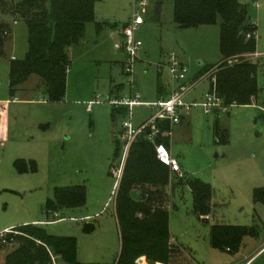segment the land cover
<instances>
[{"label": "rangeland", "instance_id": "1", "mask_svg": "<svg viewBox=\"0 0 264 264\" xmlns=\"http://www.w3.org/2000/svg\"><path fill=\"white\" fill-rule=\"evenodd\" d=\"M143 1L145 13H141ZM239 1L257 24L256 52L264 55V0ZM10 7L0 3V23L5 26L0 36V234L16 226L62 218L45 227L56 235L76 237L80 262L113 264L120 254L121 237L116 214L119 180L111 168L123 159L125 141L119 134L127 113L117 114L114 121L111 90L117 87L121 97L139 92L142 102L154 103L160 98L159 83L167 90L172 88L168 71L159 69L171 55L188 66L190 78L202 65L220 62V20L180 29L174 22V0H102L95 7L96 21L87 23L83 40L69 50L65 99L51 103L45 100V88L36 75L19 87L14 98L10 96L11 62L23 60L29 49L28 25ZM157 7H161L160 18ZM136 13L144 18L135 33L143 47L128 68L127 55L119 50L122 27ZM97 21L116 26L105 25L99 31ZM254 53L244 55L259 66V93L252 105H233L209 115L199 106L174 127L169 148L182 172L170 174L167 208L170 235L181 253L172 255V264H226L233 257L246 261L264 246V241L246 237V246L241 244L238 251L230 252L215 249L210 242L212 226L217 223H257L264 237V204L254 203V190L264 187V122L260 118L264 113V57L253 58ZM210 91L212 80L204 77L185 101L200 102ZM154 112L145 104L134 106V127ZM216 122L228 129L227 143L216 142ZM115 135L122 146L117 160ZM193 177L212 187L209 214L194 210L186 183ZM73 185L86 186V204L61 209L57 216L48 213L46 204L54 198V189ZM132 197L136 202L142 200L138 190ZM10 233L17 232L6 234ZM5 254L0 248V264ZM137 260V264H150L145 256ZM250 264H264V250Z\"/></svg>", "mask_w": 264, "mask_h": 264}, {"label": "trees", "instance_id": "2", "mask_svg": "<svg viewBox=\"0 0 264 264\" xmlns=\"http://www.w3.org/2000/svg\"><path fill=\"white\" fill-rule=\"evenodd\" d=\"M102 0H0L10 4V12L26 21L29 32V49L23 60L13 59L10 65V96L33 75L41 79L46 101L65 99L67 75L70 67L69 50L81 43L86 25L96 21L95 7ZM220 20V50L222 60L217 64L202 65L197 78L210 77L212 88L224 105H252L258 97L256 80L258 64L244 55L256 52V22H251L247 6L239 0H174V22L180 29L214 25ZM105 25L116 23L96 22L101 31ZM128 24L123 25V29ZM0 23V36L5 32ZM238 61L230 63L233 59ZM117 88V87H115ZM115 88L111 90L113 93ZM159 93L163 87L159 83ZM127 113L126 106H113V116ZM161 130L169 131V123L159 122ZM217 143H227L229 132L219 122L214 127ZM115 135L114 160L121 155L122 146ZM167 147L170 137H160ZM112 174V173H111ZM170 168L156 156L154 145L139 136L131 145L119 180L116 197V214L121 237V250L113 264H137L141 256L150 264H172L174 253H181L170 235V215L167 193ZM193 193L194 210L203 215L209 212L213 190L209 183L198 177L186 182ZM138 190L142 200L136 202L132 193ZM256 201L264 203V187L254 190ZM87 201L85 185L56 187L54 198L46 204L47 212L84 206ZM91 229V228H90ZM90 229L86 228V230ZM0 248L6 254L3 264H51V253L59 257V264H85L78 259V240L73 236L50 233L45 224H24L11 229ZM257 236L255 226L216 225L211 231V244L225 250L236 248L243 237Z\"/></svg>", "mask_w": 264, "mask_h": 264}, {"label": "built area", "instance_id": "3", "mask_svg": "<svg viewBox=\"0 0 264 264\" xmlns=\"http://www.w3.org/2000/svg\"><path fill=\"white\" fill-rule=\"evenodd\" d=\"M145 1L141 3V13H145ZM141 13H136L132 22L122 29L124 36L123 49L127 55L126 65L128 68L134 59L137 58L138 52L142 49L143 44L135 38L136 30L144 23V18ZM253 58H262L264 55L255 52ZM238 61L237 58L230 61V63ZM161 72L166 69L171 76L172 90L168 96L157 100L154 103H144L141 101V94L138 92L135 96H123L119 98L110 99V103L115 107L126 106L128 108L127 118L122 123V133L119 134L124 141L123 159L120 165L115 163L111 168V173L118 180L123 175L125 160L129 153L132 143L141 135H146V138L154 145L157 158L170 168L172 174L182 172L181 165L173 157L172 151L164 143L159 142L160 137L169 136L173 133L175 125L182 121L185 112L192 110V108L201 106L206 114H211L215 110L225 111L228 106L224 105L223 100L217 94L215 88L205 95L202 101L196 103H187L185 101L186 94L204 77L192 80L189 78V68L186 64L181 62L176 55H171L166 62L159 65ZM130 71V69H129ZM99 101L98 99L96 100ZM145 104L152 107L154 114L141 126L135 128L133 125L132 109L134 106ZM159 122L169 123L171 129L169 131H162ZM57 216V213H54ZM12 232L8 230L0 234V242H5L6 233ZM51 264H59V257L51 253ZM138 261V260H137ZM246 262L244 264H248Z\"/></svg>", "mask_w": 264, "mask_h": 264}, {"label": "crops", "instance_id": "4", "mask_svg": "<svg viewBox=\"0 0 264 264\" xmlns=\"http://www.w3.org/2000/svg\"><path fill=\"white\" fill-rule=\"evenodd\" d=\"M122 44H121V48L119 49L120 50V52L121 51H123L124 49H123V43H124V37H123V41L121 42ZM119 45V43L118 44H116V47H119L118 46ZM181 62H183L182 60H180ZM219 63V62H218ZM185 64V63H184ZM217 64V63H216ZM189 78H190V75H189ZM195 78H196V76L195 77H193V78H190V79H192V80H195ZM130 81V80H129ZM131 82V81H130ZM133 83H136V82H134V79H132V84ZM213 89V88H212ZM171 90H172V88L170 89V90H167V88H165V87H163V90H162V92L161 93H159L160 94V98L159 99H161V98H163V97H166V96H168L169 95V93L171 92ZM113 95H114V97H116V98H119L118 96H120L119 94H118V92H117V89L115 88V91L113 92ZM121 97V96H120ZM158 99V100H159ZM256 100V99H255ZM196 108V107H195ZM191 111V110H190ZM190 111H187V112H185L184 114H188V113H190ZM219 112V110H215V113H218ZM209 115V114H208ZM179 124H181V122L179 123ZM179 124H177V125H179ZM177 125H175V126H177ZM174 126V127H175ZM173 132H174V128H173ZM170 140H171V138H170ZM168 147H170V145L168 146ZM171 148V147H170ZM193 194V193H192ZM212 195H213V193H212ZM212 197V196H211ZM259 201H256L255 200V197H254V203H258ZM262 203V202H261ZM264 204V203H263ZM209 212L207 213V214H209L210 213V211H212V207H211V199L209 200ZM57 212H59V211H57ZM56 212V213H57ZM60 220H62V218H60ZM59 219L58 220H53V221H50V222H45L44 224H50V223H56V222H58V221H60ZM32 224H34V223H32ZM36 224H39V223H36ZM42 224H43V222H42ZM216 225H231V224H227V223H217V224H215V225H213L212 226V228L214 227V226H216ZM235 226H255V227H257V229H258V235L257 236H255V237H253V236H250V235H247V236H245V237H243L242 238V240L240 241V243H239V245H237V247L236 248H230V247H226V251H230V252H232L233 250H235V251H238L239 249H240V247H241V244L242 245H244V246H246V244H245V238L246 237H251L252 239H254V240H256L257 242H263L264 241V237L260 234V229H259V225L256 223V224H253V225H235ZM211 231H212V229H211ZM173 241L175 242V240H174V238H173ZM210 242H211V235H210ZM212 245V244H211ZM213 247V246H212ZM214 248V247H213ZM215 249H217V248H215ZM246 249V248H245ZM219 250V249H218ZM225 250H223V251H225ZM264 250V246H262L261 247V249L260 250H258L253 256H251L248 260H246V261H242V260H240V259H238L237 257H233L232 258V260H230V261H227L228 263H226V264H244V263H246V262H249L248 264H250V262L254 259V257L255 256H257L260 252H262ZM237 255H239L238 253H237ZM241 255V254H240ZM199 264V263H198Z\"/></svg>", "mask_w": 264, "mask_h": 264}, {"label": "water", "instance_id": "5", "mask_svg": "<svg viewBox=\"0 0 264 264\" xmlns=\"http://www.w3.org/2000/svg\"><path fill=\"white\" fill-rule=\"evenodd\" d=\"M156 14H157V18H160L161 15V7H157L156 8ZM137 81V78H134V82ZM260 118L262 119V121L264 122V113L260 114Z\"/></svg>", "mask_w": 264, "mask_h": 264}]
</instances>
